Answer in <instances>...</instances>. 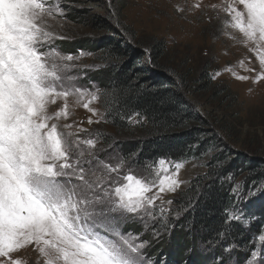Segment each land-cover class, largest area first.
<instances>
[{"label":"snow or ice","instance_id":"6c2138e0","mask_svg":"<svg viewBox=\"0 0 264 264\" xmlns=\"http://www.w3.org/2000/svg\"><path fill=\"white\" fill-rule=\"evenodd\" d=\"M65 7L59 0H0V264H25L13 254L29 246L43 264H160L147 250L196 206L183 194L162 199V194L180 190L184 164L168 157L141 163L113 145H101L104 134L84 128L82 121L60 123L70 119V97L91 114L89 125L103 119L92 107L102 94L100 87L80 83L88 80L90 70L76 63L85 53L64 54L56 45L65 37L50 20L66 18ZM207 7L222 30L242 35L261 66L254 82L264 79V0H221ZM239 67L256 71L243 61ZM221 71L249 79L232 65L212 78ZM58 102L62 105L50 110ZM133 116L137 123L144 118L134 111L127 119ZM245 185L230 184L222 194L227 201L213 193L222 206L213 235L201 247L221 248L214 264H232L231 253L237 250L244 258L235 264H264V207H248L264 197V182ZM190 191L205 195L196 187ZM129 223L140 230L125 229ZM253 228L244 241L243 232Z\"/></svg>","mask_w":264,"mask_h":264},{"label":"rangeland","instance_id":"374dc122","mask_svg":"<svg viewBox=\"0 0 264 264\" xmlns=\"http://www.w3.org/2000/svg\"><path fill=\"white\" fill-rule=\"evenodd\" d=\"M59 2L66 6L64 11L67 12V16L66 18L55 16L50 20V24L55 32L65 37L64 40L56 41L62 53H71L74 56H78L80 50L85 53L76 61L81 67L90 69L86 73L88 80L80 81L81 84L88 85L91 81L98 85V81H94L91 75L99 69L102 70L100 82L105 81L109 75V65L104 61L101 50L97 49L99 40L107 37L120 39V46L125 48L132 44L135 46V41L146 42L153 38L161 40L165 46V63L176 64L178 67L183 65L182 71L189 69L193 78L203 70L212 82V89L215 88L214 86L223 89L222 94L214 96L210 91L186 94V99L193 109L209 121L232 149L248 155L249 153L257 156L264 154L262 153L264 152V79L254 82L256 73L261 71V66L255 53L250 51V46L242 42V35L237 30H222L215 13L207 7L211 4H219L221 0H59ZM196 3H201L202 8H193ZM176 5L183 8L184 12H178ZM69 14H74V18L68 16ZM209 17L212 19L209 20ZM97 19L104 21L101 22L103 27L92 25ZM240 61L244 62L246 68H254L256 71L250 72L239 67ZM226 65H232L235 73L248 76L249 79L239 80L230 71H221L212 78L211 74L224 69ZM189 78L192 76L189 75ZM68 103L70 119L61 120L60 123L82 121L84 128L91 131L102 130L105 133L100 144L105 145V137L113 132V128L105 123L101 96L98 101L93 102L92 107L98 110L103 119L91 125L87 123V117L91 115L89 112L75 104L72 97L69 98ZM61 105L62 102H58L51 106L50 110L54 111ZM93 119L97 117L94 116ZM107 145H113L119 152L122 149V146L113 141ZM213 153L214 151L209 150L202 157L182 161L184 167L180 170L179 178L184 183L180 190L189 186L190 181L196 176L206 172ZM137 157L140 161L139 156ZM175 195L176 193H164L162 199L167 201L173 199ZM176 226L175 224V229L170 234L163 235L147 250L151 257L158 259L160 264H169V262L214 264L215 256L212 249L202 248L201 242L179 248L174 242L177 237ZM124 227L140 230L138 224L129 223ZM179 251L180 259L177 260L174 253L178 255ZM17 257L22 258L25 264H37L38 261L39 264H43V259L31 246L13 254V258ZM173 258L177 261H173ZM243 258V252L241 255H237L236 251L231 253L232 264H235L236 260L242 261Z\"/></svg>","mask_w":264,"mask_h":264},{"label":"trees","instance_id":"16d2710c","mask_svg":"<svg viewBox=\"0 0 264 264\" xmlns=\"http://www.w3.org/2000/svg\"><path fill=\"white\" fill-rule=\"evenodd\" d=\"M68 16L74 18V14ZM93 22V26L103 27V20ZM120 44V39L116 38L99 40L97 49L101 50L110 72L102 82L101 69L91 75L94 81H98L102 91L105 123L113 128V132L105 137L104 144L113 141L122 146L121 153L130 154L136 160L139 156L141 162L147 163L160 157H168L171 161H185L202 157L210 149L214 151L206 172L192 179L189 186L178 191L173 198L178 199L183 194L185 199L192 198L196 204L185 218L175 223L177 237L174 242L179 248H186L213 235L212 229L217 224V210L222 206L213 193H221V201H227L228 197L222 194L228 191L230 184L240 183L246 187L245 181L247 184L253 181L264 182V154L248 155L232 149L209 121L198 114L187 101L186 94L197 91H210L213 96L223 93L219 86L212 89V82L205 71L202 70L193 78L189 69L182 71L183 65L178 67L176 64L165 63L164 43L155 38L146 42L135 41V46L132 44L126 48ZM109 50H112L110 55ZM145 50L150 53V63L147 62L149 56ZM138 84L145 87L140 88ZM161 100L164 101L163 106ZM134 111H140L144 117L138 123L133 122L139 119L136 116L132 117V121L127 119ZM98 132L105 133L102 130ZM218 163L222 167H217ZM194 187L205 195L198 196L196 191H190ZM197 200L199 203H196ZM172 207L176 208L177 204ZM248 207H264V197L254 200ZM253 230L254 228L243 232L244 241ZM212 251L215 256L221 253V248ZM242 252L237 250L236 254L241 255ZM174 255L177 260L180 259V251L178 255Z\"/></svg>","mask_w":264,"mask_h":264}]
</instances>
